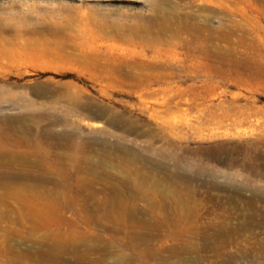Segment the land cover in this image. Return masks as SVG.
<instances>
[{
    "label": "rangeland",
    "instance_id": "obj_1",
    "mask_svg": "<svg viewBox=\"0 0 264 264\" xmlns=\"http://www.w3.org/2000/svg\"><path fill=\"white\" fill-rule=\"evenodd\" d=\"M0 264H264V0H0Z\"/></svg>",
    "mask_w": 264,
    "mask_h": 264
}]
</instances>
